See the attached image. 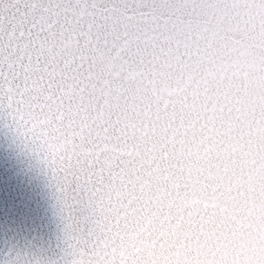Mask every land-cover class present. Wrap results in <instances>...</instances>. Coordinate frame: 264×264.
Wrapping results in <instances>:
<instances>
[{
    "label": "snow or ice",
    "instance_id": "obj_1",
    "mask_svg": "<svg viewBox=\"0 0 264 264\" xmlns=\"http://www.w3.org/2000/svg\"><path fill=\"white\" fill-rule=\"evenodd\" d=\"M0 124L60 264H264V0H0Z\"/></svg>",
    "mask_w": 264,
    "mask_h": 264
},
{
    "label": "water",
    "instance_id": "obj_2",
    "mask_svg": "<svg viewBox=\"0 0 264 264\" xmlns=\"http://www.w3.org/2000/svg\"><path fill=\"white\" fill-rule=\"evenodd\" d=\"M63 247L54 188L0 124V264H60Z\"/></svg>",
    "mask_w": 264,
    "mask_h": 264
}]
</instances>
